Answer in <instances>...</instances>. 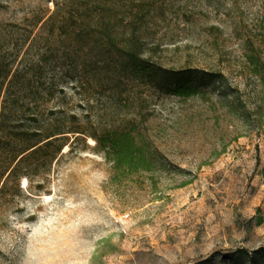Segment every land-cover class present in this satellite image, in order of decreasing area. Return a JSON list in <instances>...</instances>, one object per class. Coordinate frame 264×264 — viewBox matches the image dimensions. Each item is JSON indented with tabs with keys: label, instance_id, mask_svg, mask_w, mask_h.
<instances>
[{
	"label": "rangeland",
	"instance_id": "obj_1",
	"mask_svg": "<svg viewBox=\"0 0 264 264\" xmlns=\"http://www.w3.org/2000/svg\"><path fill=\"white\" fill-rule=\"evenodd\" d=\"M130 1L144 4L153 62L219 81L183 98L149 77L115 83L37 50L33 108L134 124L154 167L112 179L93 142L75 141L44 175L9 178L0 264H264V0ZM52 8L0 0V55L26 57L20 26Z\"/></svg>",
	"mask_w": 264,
	"mask_h": 264
},
{
	"label": "trees",
	"instance_id": "obj_2",
	"mask_svg": "<svg viewBox=\"0 0 264 264\" xmlns=\"http://www.w3.org/2000/svg\"><path fill=\"white\" fill-rule=\"evenodd\" d=\"M49 2L53 4L52 10L34 14L20 26L21 47L31 41L27 56L19 61L16 56L0 55V193L5 192L9 178L29 180L44 175L54 161L64 156L66 146L69 152L73 150L75 141H82L87 147L89 140L93 142L92 150L111 164L112 179L152 172L154 160L134 124L95 126L83 122L77 114L62 112L61 108L51 110L49 116L34 109L41 94L38 77L44 57L39 56L36 63L33 54L46 48L58 63L81 64L85 73L93 77L103 75L115 83L149 77L157 86L183 98L197 96L219 80L215 74L198 70L167 72L153 62L156 48L148 50V38L142 33L146 19L143 3ZM10 43L11 40L7 46ZM249 59L255 66L257 58ZM240 251L249 255L244 249Z\"/></svg>",
	"mask_w": 264,
	"mask_h": 264
},
{
	"label": "bare ground",
	"instance_id": "obj_3",
	"mask_svg": "<svg viewBox=\"0 0 264 264\" xmlns=\"http://www.w3.org/2000/svg\"><path fill=\"white\" fill-rule=\"evenodd\" d=\"M26 182V181H25Z\"/></svg>",
	"mask_w": 264,
	"mask_h": 264
}]
</instances>
